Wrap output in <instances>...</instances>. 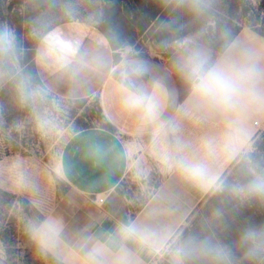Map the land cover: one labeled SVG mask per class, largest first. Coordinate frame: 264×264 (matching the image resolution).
Wrapping results in <instances>:
<instances>
[{
  "label": "rangeland",
  "instance_id": "1",
  "mask_svg": "<svg viewBox=\"0 0 264 264\" xmlns=\"http://www.w3.org/2000/svg\"><path fill=\"white\" fill-rule=\"evenodd\" d=\"M70 23L98 27L129 56L165 61L199 50L214 60L215 53L254 43L264 58V0H0V30L15 38L9 52L0 51V264H81L69 249L80 222L73 220L77 197L72 200L63 178L61 153L74 133L100 127L99 101L59 97L32 74V54L38 70L44 68L53 55L50 46L69 32ZM250 73L241 77L244 89L254 78ZM195 98L194 111L186 104L180 110L169 132L172 140L130 148L133 154L148 150L163 176L166 168L177 170L180 211L187 209L152 264L184 259L176 245L188 237L220 241L233 249L234 264H253L237 241L244 229L264 227V196H240L232 188L264 179V122L235 132L203 109L207 102L223 104L219 99ZM189 165L199 166L202 178H194ZM149 174L160 175L157 168ZM143 176L140 171L137 178ZM131 186L126 183L120 195L140 199V190ZM184 264L200 262L184 259Z\"/></svg>",
  "mask_w": 264,
  "mask_h": 264
},
{
  "label": "crops",
  "instance_id": "2",
  "mask_svg": "<svg viewBox=\"0 0 264 264\" xmlns=\"http://www.w3.org/2000/svg\"><path fill=\"white\" fill-rule=\"evenodd\" d=\"M68 25L69 32L50 46L53 55L40 70L36 54L40 80L48 91L68 100L97 98L104 122L113 128L79 130L62 150L63 178L74 192L72 200L77 197L72 202L77 206L73 220L80 222L70 252L81 264H114L116 260L152 264L178 230L187 209L180 211L179 181L173 176L177 170L166 168L163 176L161 163L148 150L133 154L130 148L172 140L169 132L180 110L185 104L188 110H195L196 95L182 71L190 53H176L165 61L157 56H129L126 49L114 51L98 27ZM253 45H235L233 50L215 53L214 60L209 58L215 62L227 56L254 76L249 87L240 85L234 100H229V108L224 107L226 98L219 99L222 106L203 105L216 124L230 125L240 133L244 125L264 122V58ZM56 49L58 54H54ZM129 67L139 71L128 75ZM156 168L160 175L150 176ZM140 171L144 176L137 178ZM126 183L140 190V199L120 195ZM102 198L104 203L100 204ZM190 204H194L193 194ZM131 221L141 223L145 231L134 239L122 240L116 229Z\"/></svg>",
  "mask_w": 264,
  "mask_h": 264
},
{
  "label": "clouds",
  "instance_id": "3",
  "mask_svg": "<svg viewBox=\"0 0 264 264\" xmlns=\"http://www.w3.org/2000/svg\"><path fill=\"white\" fill-rule=\"evenodd\" d=\"M15 43L14 35L8 30H0V51L9 52ZM86 56V54H85ZM139 69L129 67L128 75ZM182 71L192 85L193 93L206 99L232 98L240 91V80L243 68L235 62H230L227 56L210 61L207 54L195 50L187 57ZM22 90L24 85L21 86ZM192 176L200 179L202 170L197 165L187 166ZM232 191L240 196H264V179L257 178L244 187H233ZM145 231L144 226L136 221L120 224L116 234L122 240H131ZM237 247L242 250L245 259L253 264H264V227H248L243 230ZM176 250L184 259L196 260L200 264H234V252L231 247L212 238L188 237L177 241ZM184 259L177 264H184ZM114 264H128L126 260H116Z\"/></svg>",
  "mask_w": 264,
  "mask_h": 264
},
{
  "label": "trees",
  "instance_id": "4",
  "mask_svg": "<svg viewBox=\"0 0 264 264\" xmlns=\"http://www.w3.org/2000/svg\"><path fill=\"white\" fill-rule=\"evenodd\" d=\"M101 31L104 33V35L109 40L110 45H111V47L113 48L114 51H117V50L123 48L122 46H116V44H114L113 40L109 38L108 34L105 31H103V30H101ZM117 59L118 58L116 57V60ZM32 63H33L34 71H35V72H32V74L34 76V79H35V81H36L37 84L43 85L42 82H41V80H40V77L38 75L37 69H36V54H34V53L32 54ZM98 121L100 123V127L101 128L106 129V130H109V131H112L113 130V128H112V126L110 124H107V123L104 122V118L102 116V111H101L100 108H99V114H98ZM88 128H90V127H86V128H83V129H88ZM218 210H220V208H218ZM188 232H189V229H187L184 232V236H186L188 234Z\"/></svg>",
  "mask_w": 264,
  "mask_h": 264
},
{
  "label": "built area",
  "instance_id": "5",
  "mask_svg": "<svg viewBox=\"0 0 264 264\" xmlns=\"http://www.w3.org/2000/svg\"><path fill=\"white\" fill-rule=\"evenodd\" d=\"M98 202H99L100 204H103V203H104V199L102 198V199L98 200Z\"/></svg>",
  "mask_w": 264,
  "mask_h": 264
}]
</instances>
